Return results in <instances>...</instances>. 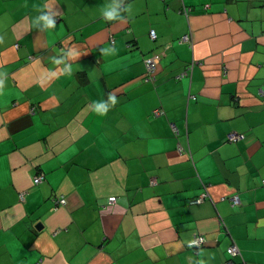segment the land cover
<instances>
[{
  "label": "crops",
  "instance_id": "obj_1",
  "mask_svg": "<svg viewBox=\"0 0 264 264\" xmlns=\"http://www.w3.org/2000/svg\"><path fill=\"white\" fill-rule=\"evenodd\" d=\"M0 35V264H264V0H0Z\"/></svg>",
  "mask_w": 264,
  "mask_h": 264
},
{
  "label": "built area",
  "instance_id": "obj_2",
  "mask_svg": "<svg viewBox=\"0 0 264 264\" xmlns=\"http://www.w3.org/2000/svg\"><path fill=\"white\" fill-rule=\"evenodd\" d=\"M188 9H182L181 12L183 14H185V16L188 14L187 13ZM149 38L151 40H153L155 38V32L150 29L149 32ZM179 41L180 42H184V43H187L189 46H190V37H189V34L186 33V34H183L180 38H179ZM157 55L155 56H151L148 57V58H144L143 59V64H144V73H143V78L145 80H152L153 77H154V73H155V66H156V63H157ZM191 67V64L189 65V67L187 66L185 70H183L182 72H180L178 75H177V78H180L184 75H186L187 73V70H189ZM161 110L158 109V108H155L151 111V114L153 116H157L159 114H161ZM171 128L173 130H175L174 126L171 125ZM238 135L235 134V133H229L228 134V139L230 141H236L238 139ZM42 179V176L40 174H37L33 177L32 179V182L35 184V183H38L40 182ZM151 183L153 182L152 180L150 181ZM205 196V193H200L198 196L190 199L188 202L190 204H194V203H199L203 197ZM114 197L113 196H110L108 197L107 201L108 203H113L115 198L113 199ZM53 208L59 206V205H63L64 203V198L62 195H58L57 197L53 198ZM230 201L232 202L233 205H236V204H239L240 203V200H239V197L237 195H234L230 198ZM191 241H195L196 243L193 244L192 246H189V242ZM204 243V237H202L201 235L199 234H196V233H193L191 235V239L189 241H187L186 243V246L187 247H191L193 249L195 248H198L200 247L201 245H203ZM225 252L226 254L229 255V258H226V260L224 261V264H239V263H236L234 260H233V257L236 256L237 254H239V250H238V247L232 243L228 248L225 249Z\"/></svg>",
  "mask_w": 264,
  "mask_h": 264
},
{
  "label": "clouds",
  "instance_id": "obj_3",
  "mask_svg": "<svg viewBox=\"0 0 264 264\" xmlns=\"http://www.w3.org/2000/svg\"><path fill=\"white\" fill-rule=\"evenodd\" d=\"M121 3H123V0H120ZM50 11V9H49ZM121 11H125V12H130L131 8L130 6H125L124 8H119V6H105V9L102 12V15L104 17L105 20L107 21H113V20H118V19H123V17H121L120 13ZM54 16L57 15V13H53ZM35 25L36 24H42L44 30H50V29H54L56 27V24L52 18V16L46 14L40 15L38 16L35 21H34ZM5 40V37L3 35H0V44H3ZM113 46H114V42H113ZM101 54L102 55H108V48H102L100 49ZM80 56V54L75 50V49H69L68 51H66L59 59L53 57V62L56 65H61L64 64V68L59 69V74L63 75V74H71L72 73V68L71 65L69 63H66V61L68 60H76L78 57ZM0 76H4L7 77V73L6 72H0ZM57 76V72H52L50 73V77H56ZM4 89H5V81L0 79V96H2L4 94ZM108 100H109V104H105L103 102H99V103H94V107L92 108V110L98 114V115H106L107 112L109 111L110 107H114L115 104L117 103L116 100V96L114 93H109L108 94ZM114 199V198H113ZM195 241H191L189 242V246H192L193 244H195Z\"/></svg>",
  "mask_w": 264,
  "mask_h": 264
},
{
  "label": "trees",
  "instance_id": "obj_4",
  "mask_svg": "<svg viewBox=\"0 0 264 264\" xmlns=\"http://www.w3.org/2000/svg\"><path fill=\"white\" fill-rule=\"evenodd\" d=\"M149 30H150V29H149ZM149 30H148V32H149ZM148 32H147V35H148V37H149ZM149 39H150V38H149ZM150 40H151V39H150ZM150 56H151V54L147 55V56L144 57V58H148V57H150ZM144 58H143V59H144ZM143 59H142V60H143ZM142 63H143V61H142ZM143 67H144V64H143ZM153 79H154V77H153ZM153 79H152V80H153ZM144 80H145V79H144ZM151 111H152V110H151ZM151 111H150V112H151ZM161 113H162V112H161ZM151 115H152V114H151ZM159 115H160V114H159ZM152 116H153V115H152ZM157 116H158V115H157ZM173 131H174V130H173ZM226 139H228V135H226ZM228 141H230V140L228 139ZM55 197H57V196H54L53 198H55ZM230 204H231L232 206H236V205H237V204H236V205H233L231 201H230Z\"/></svg>",
  "mask_w": 264,
  "mask_h": 264
}]
</instances>
